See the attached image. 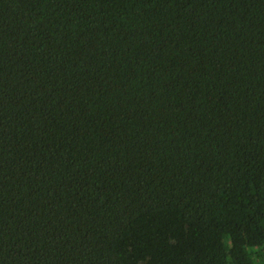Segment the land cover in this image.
Segmentation results:
<instances>
[{
	"label": "trees",
	"instance_id": "16d2710c",
	"mask_svg": "<svg viewBox=\"0 0 264 264\" xmlns=\"http://www.w3.org/2000/svg\"><path fill=\"white\" fill-rule=\"evenodd\" d=\"M0 264H264V0H0Z\"/></svg>",
	"mask_w": 264,
	"mask_h": 264
}]
</instances>
